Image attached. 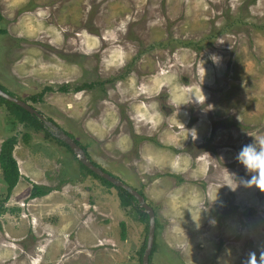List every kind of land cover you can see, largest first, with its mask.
Here are the masks:
<instances>
[{"label":"rangeland","instance_id":"obj_1","mask_svg":"<svg viewBox=\"0 0 264 264\" xmlns=\"http://www.w3.org/2000/svg\"><path fill=\"white\" fill-rule=\"evenodd\" d=\"M0 14V85L50 133L0 102L21 174L0 264H140L146 212L81 172L62 133L145 196L161 225L152 264H264V193L230 174L264 138V0H0ZM34 183L52 191L31 199Z\"/></svg>","mask_w":264,"mask_h":264},{"label":"trees","instance_id":"obj_2","mask_svg":"<svg viewBox=\"0 0 264 264\" xmlns=\"http://www.w3.org/2000/svg\"><path fill=\"white\" fill-rule=\"evenodd\" d=\"M0 17H1V14H0ZM4 32L5 31L2 30L1 34L4 33ZM182 45L189 46L190 43H184ZM86 87L87 88H91V87H88V86H86ZM0 88L3 91H5V92L9 93L10 95L14 96L10 92H8L3 86L0 85ZM83 88H85V87L84 86L83 87H79V88H77V91H79V90H81ZM53 90H54L53 88L47 87L38 96L31 97V100L37 101V99H39L44 94V92L53 91ZM59 90L61 92H65L66 93V92H69V87L68 86H62V87H60ZM0 102L2 104L8 105V109L10 107V112H11L12 115H14L16 117L15 119H18L20 122H24V120H25L24 117H25V118H27L29 120L30 123H32L33 126H35V128L41 129V130L43 129L47 133V135H50V133L48 132V129L45 128L44 122L41 121L35 115L30 114L25 109L21 108L20 106L16 105L15 103L10 102V101L2 98V97H0ZM24 137H25V140L27 142L29 137H30V135L28 133H26L24 135ZM75 142L78 145H80V143H78L77 141H75ZM17 143H18V138L16 136H11V137L7 138L5 141L2 142L1 148H0V169H1V172H2V176H3V182L6 185V192H5L4 197L0 196V216L6 214L7 212H11V213L15 212L13 209H8L6 207V204L10 200L9 197H10L12 191L18 185L19 180L21 178V174H20V170H19L17 161H16V159H15V157L13 155V152H14V149H15ZM60 143H62L64 146H66L68 148V150L72 151L67 143H65L64 141H60ZM80 147H82V146L80 145ZM82 149L87 154L88 158L90 159V157H89V155H88V153L86 151V147H82ZM92 163L94 165H96V166H99L94 161H92ZM79 165H80L81 172H84L86 174L88 173L90 176H93V177H95L97 179H100V181H103L105 184H107L109 186H112L111 183H109L107 180L103 179L102 177L96 175L94 172H92L90 169H88L80 161H79ZM116 189L121 191L122 194H123V195L122 194H120V195L122 196V203H123L124 208L132 207V204L137 202V200L134 198V196L131 195L127 190L122 189L120 187H116ZM51 191H52V187L51 188L48 187V186L45 187L43 185H39V184L34 183L33 187H32V190H30L29 197L31 199L45 197ZM139 193L141 195H143L141 192H139ZM138 213L140 214L139 220L144 223L145 230H146V236H145L144 242H143L142 246L140 247V250H139V253H138V255L140 256L139 257L140 264H143V254H144L145 249H146L147 238H148V236H147V232L148 231L147 230L149 228V216H148L147 213H144V212H142L140 210H138ZM121 227H122L121 238L123 240H126V236L127 235H126V231H125L126 230L125 222H121ZM160 227H161V225L159 224L158 219L156 218V223H155L156 235H155V240H154V245H153V248H152V252H151L150 257H149L150 264H152L151 262H152L153 256H154L155 252L157 251V247H158L157 236L159 234L158 230H159Z\"/></svg>","mask_w":264,"mask_h":264},{"label":"water","instance_id":"obj_3","mask_svg":"<svg viewBox=\"0 0 264 264\" xmlns=\"http://www.w3.org/2000/svg\"><path fill=\"white\" fill-rule=\"evenodd\" d=\"M0 97L10 102L15 103L16 105L28 111L30 114L38 117L41 121L45 122L43 117L36 111V109L30 106L27 102L10 95L9 93L3 91L1 88H0ZM61 139L64 140V142L69 145V147L74 151V153L79 156L82 164H84L88 169L93 171L96 175L112 183L114 186L127 190L131 195L134 196V198L137 200L140 207H142L144 211L148 214L149 233H148V238H147L146 249L143 254V264H150L149 257H150V254L152 252V248L154 245L155 223H156V216H155L153 208L147 204L145 197L141 195L138 191L131 189L130 187L126 186V184H124L122 181L118 180L114 176L110 175L109 173H106L101 168L94 165L90 161V159L86 156L83 149L75 141H73L66 133L61 134Z\"/></svg>","mask_w":264,"mask_h":264},{"label":"clouds","instance_id":"obj_4","mask_svg":"<svg viewBox=\"0 0 264 264\" xmlns=\"http://www.w3.org/2000/svg\"><path fill=\"white\" fill-rule=\"evenodd\" d=\"M213 56L216 55L210 54V58ZM190 130L194 133V135L190 134V136L195 140L197 138L196 129L192 128ZM203 153L208 154L205 151ZM234 159L243 167L246 173V175L239 177H236L235 173H230L235 176L234 182L236 185L247 188L255 187L261 193H264V138L259 140L253 139L248 143L242 144L235 153Z\"/></svg>","mask_w":264,"mask_h":264},{"label":"bare ground","instance_id":"obj_5","mask_svg":"<svg viewBox=\"0 0 264 264\" xmlns=\"http://www.w3.org/2000/svg\"><path fill=\"white\" fill-rule=\"evenodd\" d=\"M199 104V103H198ZM179 151V150H178Z\"/></svg>","mask_w":264,"mask_h":264}]
</instances>
